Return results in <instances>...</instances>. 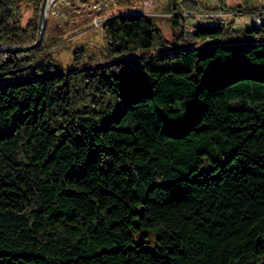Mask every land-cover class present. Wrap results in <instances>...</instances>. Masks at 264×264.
Listing matches in <instances>:
<instances>
[{
    "label": "trees",
    "instance_id": "1",
    "mask_svg": "<svg viewBox=\"0 0 264 264\" xmlns=\"http://www.w3.org/2000/svg\"><path fill=\"white\" fill-rule=\"evenodd\" d=\"M18 1L0 0V43L36 39ZM139 1L91 11L119 10L105 59L80 43L65 70L0 85V264H264V7L164 0L169 39ZM207 11L261 21L184 14ZM64 32L49 15L0 73L54 65Z\"/></svg>",
    "mask_w": 264,
    "mask_h": 264
},
{
    "label": "rangeland",
    "instance_id": "2",
    "mask_svg": "<svg viewBox=\"0 0 264 264\" xmlns=\"http://www.w3.org/2000/svg\"><path fill=\"white\" fill-rule=\"evenodd\" d=\"M109 1L114 0H51L47 8V19L49 15H52L53 19L63 26L65 29L63 39L66 40L64 44L56 47L53 51L54 65L39 70L28 68L22 72L0 73V85L24 81L34 77L52 75L65 70L70 66L73 48L80 43H86L87 50L95 56V61L105 59V51L102 49L103 37L100 29V22L107 15L119 10L114 8L101 16L93 18H91V11L98 9L101 5L109 3ZM198 1L206 7H214L220 3L226 6H232L241 2V0ZM163 3L164 0H140V6L134 8V10L155 15L163 34L170 39V22L168 20V15L164 13V9L162 8ZM250 5L253 7H264V0H251ZM12 7V9L15 10L14 12H18L19 14L17 18L20 26H24L31 18H34L38 22L39 13L36 14L32 5L26 0H19L16 4H13ZM196 14L197 13L193 15L190 23H197L199 17H197ZM226 17V19L234 18L233 26L235 28L248 29L252 26L248 15L233 17L228 14ZM249 39H252V37H249ZM246 41L247 39L243 38L239 40L238 43L243 44Z\"/></svg>",
    "mask_w": 264,
    "mask_h": 264
},
{
    "label": "water",
    "instance_id": "3",
    "mask_svg": "<svg viewBox=\"0 0 264 264\" xmlns=\"http://www.w3.org/2000/svg\"><path fill=\"white\" fill-rule=\"evenodd\" d=\"M49 6L48 0H41L40 6H39V14H38V32L36 39L29 43L24 45H11V44H3L0 43V50L6 51V52H18V51H25L29 48H32L36 46L42 38L43 30L47 21V8Z\"/></svg>",
    "mask_w": 264,
    "mask_h": 264
},
{
    "label": "built area",
    "instance_id": "4",
    "mask_svg": "<svg viewBox=\"0 0 264 264\" xmlns=\"http://www.w3.org/2000/svg\"><path fill=\"white\" fill-rule=\"evenodd\" d=\"M142 12V11H141ZM166 15H170V13L168 12H164ZM184 14L186 15H194L195 13L193 14H187L184 12ZM231 13H228V12H222V11H215V12H201V13H197V17H199L198 19L202 22L204 21H207L209 24H213L215 23L216 21H220V22H225L226 21V15H228ZM249 19L255 24V25H258L260 24V15L258 14H253L249 17Z\"/></svg>",
    "mask_w": 264,
    "mask_h": 264
},
{
    "label": "bare ground",
    "instance_id": "5",
    "mask_svg": "<svg viewBox=\"0 0 264 264\" xmlns=\"http://www.w3.org/2000/svg\"><path fill=\"white\" fill-rule=\"evenodd\" d=\"M51 0H48V3L50 2ZM53 1V0H52Z\"/></svg>",
    "mask_w": 264,
    "mask_h": 264
}]
</instances>
